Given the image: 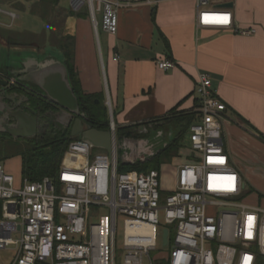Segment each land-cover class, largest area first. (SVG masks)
Masks as SVG:
<instances>
[{
  "label": "built area",
  "instance_id": "obj_1",
  "mask_svg": "<svg viewBox=\"0 0 264 264\" xmlns=\"http://www.w3.org/2000/svg\"><path fill=\"white\" fill-rule=\"evenodd\" d=\"M161 1L69 0V7L86 12L95 34L100 25L114 35L120 10ZM228 2L234 4L194 0L197 28L254 34V27L236 24L233 7L222 6ZM156 64L174 67L170 59ZM194 95L198 120L188 138L196 156L177 166L175 186L164 199L158 171L118 170L111 114L110 151L93 155L88 143L72 140L55 178L29 181L0 163V249L11 251L9 264H116L119 215L121 264H264V207L245 201V182L225 147L226 104L206 72L198 75Z\"/></svg>",
  "mask_w": 264,
  "mask_h": 264
},
{
  "label": "crops",
  "instance_id": "obj_2",
  "mask_svg": "<svg viewBox=\"0 0 264 264\" xmlns=\"http://www.w3.org/2000/svg\"><path fill=\"white\" fill-rule=\"evenodd\" d=\"M234 15L239 27H254L255 33L197 28L194 0H163L156 6L122 9L117 33L108 34L104 53L88 16L76 18L68 35L74 42L73 65L81 89L108 105L118 125H139L174 107L190 110L195 105L197 77L206 72L227 107L222 129L232 162L235 157L249 162V147L264 142L256 135H264V13L249 17L234 11ZM2 46L7 55L19 53L29 59V65L34 57L63 60L62 51L47 44ZM13 46H25L26 53ZM1 58L2 74L3 68L12 69L14 64ZM161 59L172 60L174 67L159 69L156 62Z\"/></svg>",
  "mask_w": 264,
  "mask_h": 264
},
{
  "label": "rangeland",
  "instance_id": "obj_3",
  "mask_svg": "<svg viewBox=\"0 0 264 264\" xmlns=\"http://www.w3.org/2000/svg\"><path fill=\"white\" fill-rule=\"evenodd\" d=\"M233 9L238 16L254 15V17H258V15L264 13V0H234ZM10 13H13L14 16L16 15L15 19H11L8 15ZM85 13L84 10L79 13H71L69 0H58L56 5H51L48 2H42L40 0H0V47L8 44V39L18 41L19 45L30 44L34 47H41L47 44L52 47H57V45L65 42L66 35L69 36L68 34L74 29V21L76 18L81 19L87 17ZM100 19L101 16L98 13V24H100ZM57 23H59L58 26H56ZM59 26L60 31L56 28ZM57 31L59 32L57 33ZM98 38L101 51L104 53L108 47L110 38L109 35L101 29L100 25L98 26ZM13 47H18V50H21L20 53H26L25 49L27 48L25 46ZM5 53L7 54V50H2L0 48V58L3 57ZM18 55H12L11 58H15L14 60L18 62ZM4 59L5 57L3 60ZM98 111L101 113L99 120L104 124H109L110 114L108 105L101 102ZM112 118L118 129L119 125L116 122L115 117L113 116ZM155 123L156 121H150L140 127L146 129L147 132L149 129L155 128ZM107 126L106 128L108 129ZM146 132L140 131L142 137L133 138V140L138 141L141 138H150V133L147 132L148 134H146ZM182 141V146L171 147L168 152L162 153L160 158H154L144 163V172L142 173H146L153 168L159 172L163 188L161 195L162 199H164L173 188L174 172L177 166L191 161V159L196 156V153L190 149L187 132L184 134ZM123 142L124 140L122 143ZM260 143L258 147H249L248 150L252 153L249 162H246L240 157H235L233 165L238 169L245 182V189L243 191L245 201L259 204L264 207V142ZM128 144V142H125V145ZM30 147L31 144L24 138H13L0 135V163L3 164L5 168L8 167L9 172L13 173L16 177L20 176L22 157L29 151ZM101 151L102 150L100 149H93L92 154L94 155ZM135 158L136 153L134 152L126 154L124 159L134 161ZM63 159L64 155L62 157V160ZM101 213L107 214V209H102ZM123 219L124 217L119 215L116 220V264H121L124 253L122 244ZM167 248L168 247H161L163 250H167ZM150 253L153 255L155 251H151ZM10 256L11 251L8 249H0V264H9Z\"/></svg>",
  "mask_w": 264,
  "mask_h": 264
},
{
  "label": "trees",
  "instance_id": "obj_4",
  "mask_svg": "<svg viewBox=\"0 0 264 264\" xmlns=\"http://www.w3.org/2000/svg\"><path fill=\"white\" fill-rule=\"evenodd\" d=\"M40 1L48 2L51 5H56L58 3V0ZM71 13L76 12L71 10ZM58 25L59 23L56 24V26ZM56 28L59 30L60 26ZM59 31H57V33ZM16 44H18V41L8 39V45ZM73 44V38L70 36H66L65 42L57 45V47L62 51L63 62L66 66L72 89L75 96L77 97L80 112L84 113V115L87 117L88 122L94 128L107 129L106 126L108 124H104L99 120V116L101 115V113L98 111V109L99 104L102 101H100L99 97L96 94H87L84 93L81 89L78 74L75 72L73 65ZM34 90L35 89H33L30 93L22 90L20 91L27 94L30 105L34 109L38 110L40 113L46 112L43 115L44 120L47 124L36 137L28 140V142L31 144V147L29 148V151L22 157L21 176L27 178L29 181L40 180L45 176L55 178L58 174L62 157L68 147L69 142L72 141V138L69 135V130L63 129L59 125H56L55 123H53L52 116L46 115L48 114V111L56 110L57 107ZM176 109L177 107H174L167 111L163 116L153 120L156 121L155 128L153 130H163V142H165L166 144L159 148L156 154L144 161H136L135 163H123L118 159L119 171L135 170L142 173L144 172L145 162L154 158H160L162 153L168 152L171 147L183 145V136L186 132L188 133L190 125L198 120V114L197 112L193 111L192 108L187 111H177ZM139 125H145V123H141ZM139 125H119L118 129L116 125L117 140L121 141L125 136L127 138L142 137L141 133L138 131ZM169 129H172V137L170 140H167L166 134ZM146 134L148 133L146 132ZM256 135L264 141V135L258 132H256ZM150 170L155 169L153 168Z\"/></svg>",
  "mask_w": 264,
  "mask_h": 264
},
{
  "label": "water",
  "instance_id": "obj_5",
  "mask_svg": "<svg viewBox=\"0 0 264 264\" xmlns=\"http://www.w3.org/2000/svg\"><path fill=\"white\" fill-rule=\"evenodd\" d=\"M222 6L232 8L234 4L228 2ZM17 60L19 61L12 66V69H16L17 73L20 74L17 79L18 82L29 84L30 88L35 89V92H38L57 107V111L51 114L53 123L63 129H68L72 140H82L93 149L110 151V132L107 129L94 128L88 122L84 113L80 112L77 97L72 89L63 60L51 56L38 61V58L34 57L31 59L33 61L31 65L28 64L29 59L25 60L23 56H18ZM7 82L6 79L0 77L1 91L5 88ZM0 99L2 98L0 97ZM5 99L8 100L9 98L5 97ZM2 104L8 106L6 101H2ZM11 117L15 122L0 128V133H6L13 138H33L36 135L39 125L34 116L16 110L11 113ZM140 131L146 132V129L140 127ZM147 132L150 133V138H141L135 141L133 138L125 136L121 141H118V159L120 162L135 163L136 161H144L156 154L159 148L166 144L163 142L164 132L162 129H149ZM166 137L167 140L171 139L172 129L167 131ZM125 142L129 144L125 145ZM134 152L136 153L134 161L124 159L126 154ZM164 242H166V231L164 232Z\"/></svg>",
  "mask_w": 264,
  "mask_h": 264
},
{
  "label": "flooded vegetation",
  "instance_id": "obj_6",
  "mask_svg": "<svg viewBox=\"0 0 264 264\" xmlns=\"http://www.w3.org/2000/svg\"><path fill=\"white\" fill-rule=\"evenodd\" d=\"M5 57L6 63H10V64H14L16 63V61L14 60L15 58H11L12 55H7L5 53V55L1 58L3 60V58ZM2 62V61H1ZM4 69V73L2 72V74L0 73V77L6 79L7 85L5 86V88L1 91L0 90V97L2 99H0V128H4L6 127L7 124H12L15 122V120L11 117V113L15 112L16 110H20L23 113L29 114L31 116H34L37 119L38 122V130L37 133L34 137H36L42 130L43 128L46 126V121L44 120V115L45 113H40L38 110L34 109L31 105L30 102L28 100L27 94L22 91H26L27 93L32 92V88H30L29 84L27 83H20L18 82V77H19V73H17L16 69H7L6 67L3 68ZM24 87H22V86ZM5 97H8L9 99L6 100ZM12 100V101H11ZM2 101H6L7 105L2 104ZM56 110L53 111H48L46 115L50 116L53 112H56ZM0 135L2 136H9L6 133H0ZM33 137V138H34ZM25 140H29L32 138H24Z\"/></svg>",
  "mask_w": 264,
  "mask_h": 264
}]
</instances>
